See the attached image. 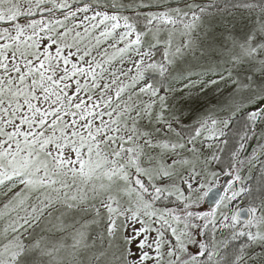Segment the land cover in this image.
Segmentation results:
<instances>
[{
  "label": "snow or ice",
  "instance_id": "1",
  "mask_svg": "<svg viewBox=\"0 0 264 264\" xmlns=\"http://www.w3.org/2000/svg\"><path fill=\"white\" fill-rule=\"evenodd\" d=\"M0 264H264V0H0Z\"/></svg>",
  "mask_w": 264,
  "mask_h": 264
}]
</instances>
